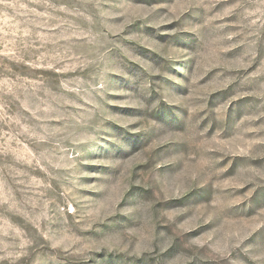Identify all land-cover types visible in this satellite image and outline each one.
I'll return each mask as SVG.
<instances>
[{
  "label": "rangeland",
  "instance_id": "374dc122",
  "mask_svg": "<svg viewBox=\"0 0 264 264\" xmlns=\"http://www.w3.org/2000/svg\"><path fill=\"white\" fill-rule=\"evenodd\" d=\"M0 264H264V0H0Z\"/></svg>",
  "mask_w": 264,
  "mask_h": 264
}]
</instances>
